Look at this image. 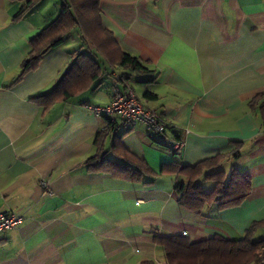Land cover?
<instances>
[{
  "label": "crops",
  "instance_id": "crops-1",
  "mask_svg": "<svg viewBox=\"0 0 264 264\" xmlns=\"http://www.w3.org/2000/svg\"><path fill=\"white\" fill-rule=\"evenodd\" d=\"M61 4L45 8L41 0L13 19L21 2L0 0V213L22 216L17 227L0 233V264H167L153 235L237 239L260 221L254 237H263L264 127L258 106L264 101V0H99L103 26L152 72L105 64L76 32L13 83L30 39ZM77 52L93 57L102 75L77 95L43 108L31 97L49 91ZM125 82L144 106L179 129V155L152 139L141 122L124 124L119 117L103 146L94 143L107 120L83 105L109 103L113 87L123 89ZM145 91L156 97H144ZM258 94L262 99L251 107ZM114 140L121 145L119 156L125 150L144 160L155 176L130 181L88 171L85 160ZM232 151L237 156L231 158ZM219 154L225 155L219 168L249 176L250 191L223 208L210 203L197 212L179 205L175 184L184 178L160 173L161 166H193ZM107 157L117 158L110 152ZM197 182L205 192L214 186Z\"/></svg>",
  "mask_w": 264,
  "mask_h": 264
},
{
  "label": "trees",
  "instance_id": "trees-1",
  "mask_svg": "<svg viewBox=\"0 0 264 264\" xmlns=\"http://www.w3.org/2000/svg\"><path fill=\"white\" fill-rule=\"evenodd\" d=\"M21 5L13 15V19L23 17L30 12L40 0H17ZM57 15L41 31L29 41L30 51L20 64V71L13 83L20 80L25 73L37 67L42 57L51 49L60 45L66 36L74 29L92 45L95 51L110 66H119L136 73H150L148 68L137 56L123 51L114 35L102 24L99 0H61ZM102 75L99 63L85 52L73 54L61 78L47 92L31 97L39 105L47 109L57 101H64L85 90L92 82ZM151 80V79H149ZM12 83V84H13ZM144 97L151 99L156 95L150 91L144 92ZM262 94L255 95L249 105L262 99ZM264 127V101L258 106ZM106 118V117H105ZM106 127L97 132L94 143L101 148L108 132H113L118 123L106 118ZM124 124L126 123L123 121ZM129 129L115 134L113 139H119L128 133ZM119 142L113 141L107 151H99L85 160L88 171L109 173L115 177L130 181H142L152 178L155 172L141 160L128 152L121 151ZM110 152L117 158H108ZM173 155L175 151L172 149ZM237 151L230 153L231 158L237 156ZM224 154L204 159L193 166L182 167L177 161L163 164L160 173L173 172L183 176L176 182L177 202L190 211H200L206 204L214 203L218 208L238 204L250 191L251 179L237 169L227 172L219 168ZM211 181L212 190L205 192L197 181ZM145 183H150L149 180ZM263 222L253 221L242 237L227 239L221 235H212L207 239L194 241L189 236L181 234L153 235L152 240L159 245L167 264H259L260 253L264 252V236L255 238V230Z\"/></svg>",
  "mask_w": 264,
  "mask_h": 264
},
{
  "label": "built area",
  "instance_id": "built-area-1",
  "mask_svg": "<svg viewBox=\"0 0 264 264\" xmlns=\"http://www.w3.org/2000/svg\"><path fill=\"white\" fill-rule=\"evenodd\" d=\"M83 106L93 114L109 120L119 117L128 124L141 122L152 139L169 145L175 155H179L184 147L179 129L169 124L156 110L144 106L129 84H125L123 89L114 87L111 100L105 105L85 103ZM42 185L46 187L47 182H42ZM21 222L22 216L14 212L0 213V233L17 227Z\"/></svg>",
  "mask_w": 264,
  "mask_h": 264
},
{
  "label": "rangeland",
  "instance_id": "rangeland-1",
  "mask_svg": "<svg viewBox=\"0 0 264 264\" xmlns=\"http://www.w3.org/2000/svg\"><path fill=\"white\" fill-rule=\"evenodd\" d=\"M41 1V0H40ZM39 1V2H40ZM56 1H58V0H42V2H43V5H44V7L46 8V7H50V8H53L54 7V5H55V2ZM59 8H60V6H59ZM76 32H78V29L77 28H74L67 36H66V38L67 37H69V36H75V34H76ZM100 56V55H99ZM100 58H102V57H100ZM102 62H104L105 64H106V62L104 61V59H102ZM125 84H128V83H126L125 82ZM114 88V87H113ZM259 264H264V252H261L260 253V261H259Z\"/></svg>",
  "mask_w": 264,
  "mask_h": 264
}]
</instances>
